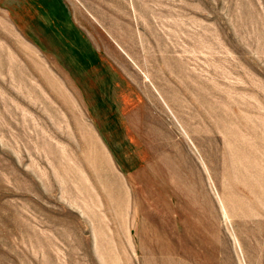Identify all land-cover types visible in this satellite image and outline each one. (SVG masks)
<instances>
[{
	"label": "rangeland",
	"instance_id": "374dc122",
	"mask_svg": "<svg viewBox=\"0 0 264 264\" xmlns=\"http://www.w3.org/2000/svg\"><path fill=\"white\" fill-rule=\"evenodd\" d=\"M0 264H264V0H0Z\"/></svg>",
	"mask_w": 264,
	"mask_h": 264
}]
</instances>
